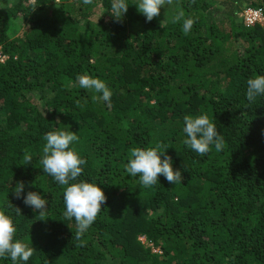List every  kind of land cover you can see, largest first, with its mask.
Listing matches in <instances>:
<instances>
[{"label":"trees","instance_id":"obj_1","mask_svg":"<svg viewBox=\"0 0 264 264\" xmlns=\"http://www.w3.org/2000/svg\"><path fill=\"white\" fill-rule=\"evenodd\" d=\"M112 2L0 0V211L34 248L28 264H264V97H245L264 74V21L243 17L264 16V0H173L150 22L138 0L117 21ZM181 10L195 20L188 35L173 23ZM81 75L105 81L110 102L79 88ZM201 114L221 150L182 143L184 117ZM60 129L80 137L78 179L106 196L83 243L40 163L44 135ZM158 143L181 183L126 173L132 148ZM30 191L49 201L43 215L23 203Z\"/></svg>","mask_w":264,"mask_h":264},{"label":"clouds","instance_id":"obj_2","mask_svg":"<svg viewBox=\"0 0 264 264\" xmlns=\"http://www.w3.org/2000/svg\"><path fill=\"white\" fill-rule=\"evenodd\" d=\"M84 3L90 4L92 0H84ZM172 3L173 0H138L134 5L137 11L145 17L146 22H150L160 15L162 8ZM128 7L126 0H113L108 12L120 21ZM173 23H182L183 33L188 35L195 20L186 16L181 10L173 17ZM77 80L79 88L92 90L99 94L96 98L106 103L110 102L112 92L105 81L88 75H81ZM246 84L245 97L249 103H255L258 97H264V74H256L249 78ZM182 131L185 134L182 143L200 155L207 153L211 147L219 151L223 146L222 137L219 135L214 120H210L206 114L186 115ZM79 139L77 133L68 129L47 132L44 135L45 144L40 163L43 173L52 177L61 187L63 215L66 219H74L76 222L75 240L83 243V237L102 211L101 206L106 202V196L98 182L78 179L83 173L82 166L86 163L73 147ZM166 149L168 148L159 143L151 147L132 148L125 165L126 173L138 178L145 187L159 183V176H163L174 185L181 183V171L173 169L172 158L166 155ZM25 159L30 163L32 158L28 155ZM24 188V182H17L13 189L14 195L21 198ZM23 203L34 210H39V214L43 215L48 209L46 205L49 201L41 194L30 191L23 195ZM16 234L17 228L13 218L5 211H0V260L10 261V264H28L33 256L34 248L17 238Z\"/></svg>","mask_w":264,"mask_h":264},{"label":"built area","instance_id":"obj_3","mask_svg":"<svg viewBox=\"0 0 264 264\" xmlns=\"http://www.w3.org/2000/svg\"><path fill=\"white\" fill-rule=\"evenodd\" d=\"M246 25H254L256 22H263L264 16L260 9L248 8L243 12Z\"/></svg>","mask_w":264,"mask_h":264},{"label":"rangeland","instance_id":"obj_4","mask_svg":"<svg viewBox=\"0 0 264 264\" xmlns=\"http://www.w3.org/2000/svg\"><path fill=\"white\" fill-rule=\"evenodd\" d=\"M142 239H143V238H142ZM154 251H156V249H155Z\"/></svg>","mask_w":264,"mask_h":264}]
</instances>
